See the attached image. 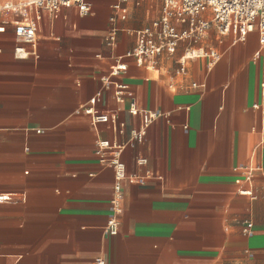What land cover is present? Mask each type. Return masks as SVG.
Instances as JSON below:
<instances>
[{
    "label": "crops",
    "instance_id": "obj_1",
    "mask_svg": "<svg viewBox=\"0 0 264 264\" xmlns=\"http://www.w3.org/2000/svg\"><path fill=\"white\" fill-rule=\"evenodd\" d=\"M91 2L89 16L42 13L34 44H20L0 15V195L11 197L0 204V264H264L258 33L233 44L213 25L198 42L163 52L154 68L139 67L128 54L161 17L163 0L130 4L112 46L118 0ZM119 58L128 70L107 87ZM114 84L128 86L122 101ZM98 93L96 112L124 123V135L80 112ZM132 103L161 116L143 129ZM141 126L142 142L122 155L129 177L119 233L110 235L115 172L96 155L97 142L124 143Z\"/></svg>",
    "mask_w": 264,
    "mask_h": 264
},
{
    "label": "built area",
    "instance_id": "obj_2",
    "mask_svg": "<svg viewBox=\"0 0 264 264\" xmlns=\"http://www.w3.org/2000/svg\"><path fill=\"white\" fill-rule=\"evenodd\" d=\"M141 0H118L113 5L117 15L110 18L111 32L108 37V44L112 46L116 42L118 29L115 23L118 18L125 20L128 15L130 4H139ZM75 8L81 16H89L93 11L91 0H20L18 3H0V15L5 23L13 24L17 41L20 44H34L38 31V22L42 13L56 15L64 9ZM32 12V13H31ZM174 24L186 25L188 28L178 30ZM216 25L222 34L233 36V44L245 42L251 33L257 32L261 53L264 56V0H163L161 17L156 20L152 27L146 28L138 33V40L135 49L128 54L132 57L137 66L154 68L158 58L167 52L175 54L180 42L190 40L198 42L208 30ZM4 30L0 28V31ZM20 57L27 53L21 46L15 49ZM203 56L210 57L212 62H218L221 54L215 51H204ZM122 58L116 59V64L109 77L103 78L105 86L110 87L112 77H117L128 70L127 64ZM180 72L185 71V62H181ZM115 96L119 101L128 86L114 84ZM100 93L93 97L88 106H84L80 112L91 116L94 124L110 123L119 135L126 133L125 124L116 117L98 114L95 105L99 101ZM129 112L134 116H140L143 120V129H147L160 116L154 113L139 109L134 103L130 105ZM142 126L140 130L130 132V139L124 143L111 142L109 140H98L96 155L104 165L113 168L115 172V196L112 200L114 214L106 225V233L117 235L120 229V216L123 212V182L128 179L126 165L122 155L127 146L136 142H142L144 137ZM139 184L144 180L139 177H132ZM242 194L252 195L250 191H242ZM11 197L0 195V204L10 201ZM252 227L251 222L247 224ZM98 264H104L98 261Z\"/></svg>",
    "mask_w": 264,
    "mask_h": 264
}]
</instances>
